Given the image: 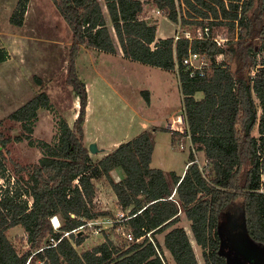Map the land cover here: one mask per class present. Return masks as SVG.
Wrapping results in <instances>:
<instances>
[{
    "label": "trees",
    "instance_id": "16d2710c",
    "mask_svg": "<svg viewBox=\"0 0 264 264\" xmlns=\"http://www.w3.org/2000/svg\"><path fill=\"white\" fill-rule=\"evenodd\" d=\"M103 1L107 11L101 0H53L73 33L66 83L79 99L74 123L60 119L56 143L34 138L39 110L53 108L44 90L10 113L22 126L20 134L6 135L0 122V264H32L34 257L43 264H169L165 249L176 264H200L191 236L179 225L182 213L191 221L205 263L229 264L220 226L225 214L238 208L248 237L264 249V0ZM29 2L18 0L10 16L13 25H24ZM148 4L182 26L208 25L212 33L226 27L231 39L224 48L201 39L156 41L158 23L149 19ZM237 25L242 28L238 38ZM117 43L128 60L177 71L192 145L183 175L151 166L155 144L150 130L101 159L91 156L85 137L89 94L78 58L84 47L116 54ZM190 49L212 58L223 53L224 59L205 77H190L182 64ZM8 59V49L0 47V64ZM142 94L150 102L149 91ZM166 130L175 141L178 131ZM13 140H27L42 152L37 163L22 168L27 178L17 179L8 167ZM199 151L204 166L197 160ZM116 168L124 174L118 181L111 174ZM102 178L120 209L135 214L128 220L135 240L118 243L105 234L103 242L80 252L77 246L86 235L73 230L110 214L96 202V180ZM54 215L63 219L59 230L53 227ZM18 225L26 230L29 245L22 252L8 237V230ZM66 232L57 245L48 246L52 236L59 239ZM164 232L162 244L157 236Z\"/></svg>",
    "mask_w": 264,
    "mask_h": 264
},
{
    "label": "rangeland",
    "instance_id": "374dc122",
    "mask_svg": "<svg viewBox=\"0 0 264 264\" xmlns=\"http://www.w3.org/2000/svg\"><path fill=\"white\" fill-rule=\"evenodd\" d=\"M17 3L18 0H0V47H5L9 51V59L0 64V122L3 123L2 128L6 135L14 137L20 134L22 126L9 118L10 113L44 90L50 95L53 108L39 110V119L33 135L37 140L44 139L56 143L60 119H66L72 125L80 106L74 90L66 83L73 33L53 0H30L24 25H13L10 16ZM184 8L182 5V12ZM146 9L149 19L160 23L161 35H173L177 28L173 24L174 21L168 16L159 18L156 11L160 8L154 4H148ZM193 25L182 27L195 32L198 26L193 27ZM218 32L231 36L226 27L220 28L216 31ZM78 70L82 80L87 81L91 86L94 85L90 125L98 134L91 136L90 143L97 141L96 136L101 139L129 138L134 132L132 127L134 117L138 116L137 119L145 120L144 122L149 125L148 130L153 132L155 150L151 166L182 174L185 165L187 166L186 163L190 160L192 145L186 133L183 96L177 71L169 73L157 66L120 59L113 54L85 47L82 48L78 58ZM99 74H104L106 79L101 78ZM142 88L152 90L149 91L150 102L142 94L144 90ZM134 122L137 123L138 120ZM165 128L178 131L175 141L172 133ZM101 142L98 146L104 148L100 145ZM196 155L198 162L204 166V153L199 151ZM6 156L11 174L19 179L22 175L28 177V173L22 171V168L37 163L42 152L37 146L30 145L27 140L21 142L13 140L8 145ZM96 181L98 207L109 211L110 214L100 216L97 223L87 225L80 231L86 235L84 243L77 246L80 252L103 242L105 234H109L118 243L125 242L122 230H118L121 224L111 223L122 210L116 206L113 191L107 188L108 180L103 178L102 181L100 179ZM21 184L23 185L22 178ZM236 212L241 219L242 210L238 208ZM181 216L179 225L185 227L191 236L200 264H206L203 250L191 231V221L184 213ZM165 233L157 236L162 244ZM8 237L19 252L28 249L27 232L24 227L18 225L10 228ZM226 251L235 254L232 246L227 247ZM164 254L169 264H176L167 249ZM32 264L43 263L34 257Z\"/></svg>",
    "mask_w": 264,
    "mask_h": 264
},
{
    "label": "built area",
    "instance_id": "2783aa9c",
    "mask_svg": "<svg viewBox=\"0 0 264 264\" xmlns=\"http://www.w3.org/2000/svg\"><path fill=\"white\" fill-rule=\"evenodd\" d=\"M244 0H241V3H243ZM159 18H165L167 17V13L162 9H157L156 11ZM242 31V28L237 25L236 27V38H238L239 33ZM175 39L178 40L180 38H187L190 41L201 39V40H210L213 41L217 47L224 48L227 44V42L231 39L226 33H212L211 27L208 25L204 26H198L195 30V32H192L191 30L183 29L181 22L177 24V32L175 34ZM224 59L223 53L215 56L212 58L211 55H209L207 52L204 51H194L189 50V52L183 57L182 64L186 70V72L189 74L190 77H205L208 72L214 67V65H218L222 63ZM178 67V63H177ZM135 215V214H134ZM130 215L129 210L118 212L116 218H113L111 223L113 222V225L115 223H120L121 225L118 227V230H122L121 233L125 236V239L127 241H134V233L132 229L128 226V220L134 216ZM53 227L55 230H59L62 222L61 218L58 215H54L51 218ZM98 222L97 219H93L87 222V224L80 226L79 228L73 230L74 232H80L84 227L87 225H92ZM98 232V231H97ZM151 233H148V236L150 237ZM66 235H69V232H66L63 236H61L59 239H56L55 237L50 238V242L48 246L57 245V243ZM143 237L136 239L137 241H141ZM151 238V237H150Z\"/></svg>",
    "mask_w": 264,
    "mask_h": 264
},
{
    "label": "crops",
    "instance_id": "0c3cea01",
    "mask_svg": "<svg viewBox=\"0 0 264 264\" xmlns=\"http://www.w3.org/2000/svg\"><path fill=\"white\" fill-rule=\"evenodd\" d=\"M103 5H104V8H105V11H107V8H106V6H105V3L103 2ZM167 18V17H166ZM169 19V18H168ZM160 21V20H159ZM171 21V20H170ZM172 22V21H171ZM173 23V22H172ZM173 24H175L176 26H177V24L178 23H173ZM159 25H160V23L158 22V25H157V34H156V41L157 40H159V39H161V38H167V37H174L175 36V34H176V32H177V28H175V30H174V32H173V35L172 34H163V35H161L160 33H159ZM117 47H118V52L116 53V54H113L114 56H117V57H119L120 59H123L124 58V56H123V51H122V48L120 47V44L119 43H117ZM100 52V51H99ZM104 53H106V52H104ZM111 54V53H110ZM126 59V58H125ZM97 70V69H96ZM169 73H171V71H168ZM99 76H101V78H103L104 80L106 79V76L104 75V74H99ZM171 76V75H170ZM85 81V80H84ZM86 82V84H87V89H88V94H89V102H88V106H87V116H86V123H85V137H86V143L87 144H90V138H91V136H94V135H97L98 133L97 132H95L94 131V129L92 128L91 129V120H92V113H91V110H92V88H93V86L94 85H92L91 86V84H89L87 81H85ZM142 89H144V90H148V91H151L152 92V90L151 89H149V88H142ZM197 96H201L202 97V94L201 93H199V94H197ZM201 97H199V98H201ZM134 113H136V112H134ZM137 114V113H136ZM77 115H78V113H76L75 114V117H74V120L77 118ZM137 117L138 116H135L134 118H135V120L134 121H136V120H138V122L137 123H135L134 121L132 122L133 123V125H132V123L130 122V124L132 125V127H133V130H134V132H132V136H130L129 138H126V139H124V140H120L122 137H120V138H114V139H109L108 137H103L102 139L101 138H97V136L95 137L96 139L95 140H97V142L98 143H100L101 141V146H103L105 149H106V151H104V152H102V153H98V154H93V153H91V156L95 159V160H98V159H101V158H103L110 150H114V149H116L121 143H123V142H126V141H128V140H130V139H132L134 136H136V135H138L139 133H141L142 131H144V130H148V123H146V122H144L145 120H143L142 119V121H139V119H137ZM74 122V121H73ZM167 122V121H166ZM166 129V128H165ZM154 132H155V129H154ZM93 133V134H92ZM127 134V133H126ZM128 134H131V133H129L128 132ZM257 134V133H256ZM120 140V141H119ZM89 146V145H88ZM96 156V157H95ZM187 164V163H186ZM186 165H185V167H184V169H183V171H182V174H180V175H183V173H184V171H185V169H186ZM165 171H167L168 173H170L171 171H173V170H165ZM111 174H112V176L114 177V178H116L115 180H120L122 177H123V171L122 170H120L119 168H116V169H114L112 172H111ZM178 174V173H177ZM179 175V174H178ZM103 179V178H102ZM102 179H100L101 181H102ZM96 184L98 185V182L96 181ZM107 188H110L112 191H113V189H112V187H111V185L109 184V182H108V185H107ZM113 194H114V197H115V203H116V206H117V208L119 209L120 207H119V205H118V199H117V196H116V194H115V192L113 191ZM99 198H101V197H99ZM107 208V207H106ZM108 209V208H107ZM164 243V242H163Z\"/></svg>",
    "mask_w": 264,
    "mask_h": 264
},
{
    "label": "water",
    "instance_id": "95a60500",
    "mask_svg": "<svg viewBox=\"0 0 264 264\" xmlns=\"http://www.w3.org/2000/svg\"><path fill=\"white\" fill-rule=\"evenodd\" d=\"M88 147L90 152L93 154L106 151L105 148H100L98 146L97 141L91 142ZM237 225L238 228L240 227V229H242L241 232L243 237L239 240L245 243V247L243 246L238 248L234 247V251H235L234 255L226 251L228 263L229 264H264V249L250 240L245 229L243 216L240 219L236 211L233 214L227 213L223 217L220 226V230L222 231V236H224L226 240L227 234L230 232L232 228L237 227ZM228 240H230V236L228 237ZM231 246L232 245L229 242L225 245V247H231Z\"/></svg>",
    "mask_w": 264,
    "mask_h": 264
},
{
    "label": "flooded vegetation",
    "instance_id": "af4514ba",
    "mask_svg": "<svg viewBox=\"0 0 264 264\" xmlns=\"http://www.w3.org/2000/svg\"><path fill=\"white\" fill-rule=\"evenodd\" d=\"M241 231H242V229H240V227L238 228V225H237V227L232 228L230 230V232L227 234L226 240L232 245V247H235V248H238L241 246L245 247V243H243L241 240H239L243 237ZM229 236H230V240H228ZM226 249H227V247H226Z\"/></svg>",
    "mask_w": 264,
    "mask_h": 264
}]
</instances>
